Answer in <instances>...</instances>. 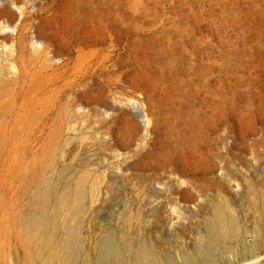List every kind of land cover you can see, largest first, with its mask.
<instances>
[{"label":"rangeland","instance_id":"374dc122","mask_svg":"<svg viewBox=\"0 0 264 264\" xmlns=\"http://www.w3.org/2000/svg\"><path fill=\"white\" fill-rule=\"evenodd\" d=\"M0 264H264V0H0Z\"/></svg>","mask_w":264,"mask_h":264},{"label":"water","instance_id":"95a60500","mask_svg":"<svg viewBox=\"0 0 264 264\" xmlns=\"http://www.w3.org/2000/svg\"><path fill=\"white\" fill-rule=\"evenodd\" d=\"M133 110H134V113L137 115V107H136V105H133Z\"/></svg>","mask_w":264,"mask_h":264}]
</instances>
